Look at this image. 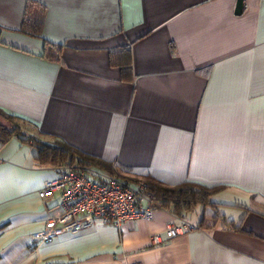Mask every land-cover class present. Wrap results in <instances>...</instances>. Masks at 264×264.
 <instances>
[{"label":"crops","instance_id":"crops-1","mask_svg":"<svg viewBox=\"0 0 264 264\" xmlns=\"http://www.w3.org/2000/svg\"><path fill=\"white\" fill-rule=\"evenodd\" d=\"M237 1L0 0L1 110L122 178L206 186L214 202L41 243L61 214L59 194L39 196L57 170L13 137L0 144V264H264V0L241 15ZM180 218L197 228L167 239Z\"/></svg>","mask_w":264,"mask_h":264},{"label":"built area","instance_id":"built-area-1","mask_svg":"<svg viewBox=\"0 0 264 264\" xmlns=\"http://www.w3.org/2000/svg\"><path fill=\"white\" fill-rule=\"evenodd\" d=\"M57 177L48 180L39 191L42 199L59 194L61 214L47 221L45 229L36 234L41 243H49L63 234H77L96 223L117 228L139 220L153 221L159 210L147 194V181H130L117 174L96 169H74L68 165L56 168ZM197 226L188 218H180L167 225V239L186 234ZM153 244L163 242L161 235L153 237Z\"/></svg>","mask_w":264,"mask_h":264},{"label":"trees","instance_id":"trees-1","mask_svg":"<svg viewBox=\"0 0 264 264\" xmlns=\"http://www.w3.org/2000/svg\"><path fill=\"white\" fill-rule=\"evenodd\" d=\"M56 59V58H55ZM131 57L129 65H131ZM130 69V66H129ZM8 122H0V144L3 146L15 137L35 147L37 158L42 164L59 167L71 166L74 169H88L98 167L105 169L110 174H115L113 168L92 156H88L78 149L63 141L54 143L46 142L34 135L27 133L18 123L16 117L7 114L0 109V119ZM147 194L154 206L167 209L177 216H183L192 211L198 205H214L211 201L212 190L206 186H197L190 183L175 187L162 185L148 178Z\"/></svg>","mask_w":264,"mask_h":264},{"label":"rangeland","instance_id":"rangeland-1","mask_svg":"<svg viewBox=\"0 0 264 264\" xmlns=\"http://www.w3.org/2000/svg\"><path fill=\"white\" fill-rule=\"evenodd\" d=\"M0 122H2L3 124H7L8 122L4 121L3 118L0 119ZM19 123V122H18ZM20 124V123H19ZM22 126V125H21ZM23 127V126H22ZM24 129V128H23ZM127 179H129L130 181H135V180H138L139 178H142L144 180H146L148 182V179L145 178V177H126ZM223 202H232L234 203V201H237L238 203H247V204H251L250 200H245V199H238V198H233L232 196L230 197H227L226 196L222 199ZM223 209L225 210V212H229L230 215L232 214H235L236 216H240L242 215V213L244 212V210H242L241 212L240 211H237V210H240V209H230V208H226V207H223ZM197 218V217H196Z\"/></svg>","mask_w":264,"mask_h":264},{"label":"water","instance_id":"water-1","mask_svg":"<svg viewBox=\"0 0 264 264\" xmlns=\"http://www.w3.org/2000/svg\"><path fill=\"white\" fill-rule=\"evenodd\" d=\"M244 9V0H238L236 6V14L241 15Z\"/></svg>","mask_w":264,"mask_h":264}]
</instances>
